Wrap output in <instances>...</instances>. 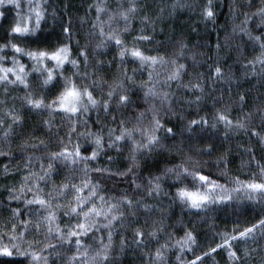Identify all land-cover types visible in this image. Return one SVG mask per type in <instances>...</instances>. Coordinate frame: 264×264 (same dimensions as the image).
Masks as SVG:
<instances>
[{"label": "snow or ice", "instance_id": "snow-or-ice-1", "mask_svg": "<svg viewBox=\"0 0 264 264\" xmlns=\"http://www.w3.org/2000/svg\"><path fill=\"white\" fill-rule=\"evenodd\" d=\"M24 2L25 0H0V19L5 16L3 11L5 7L10 6L17 10L15 22L7 32L6 42L0 44V87L4 88L5 95H7L9 85L22 87L27 93L23 97V103L29 111L47 110L50 116L57 113L62 114L70 124L67 133L69 143H71L73 134L77 136V143L72 150L64 146L60 151L47 153L43 157L28 156L27 164L24 166L27 174L21 177L19 186L13 185L2 189L8 193L9 206L6 211L10 215L4 218L3 224L0 225V258L21 257L28 264H57L59 260H63L64 264H119L114 246V236H121L119 244L121 254L129 249L131 244H134L136 249L147 248L146 239L159 243V233L165 227L163 220L152 221L151 230H146L143 227L133 228L130 243L121 233L133 224H138L140 214H144V223L147 225L152 212L164 211L159 205L146 203L144 196L157 200L162 197L168 198L169 191L165 190L164 184L169 180L172 181L169 187L176 189L174 196L170 199V206L179 203L182 209L187 208L189 211H209L214 205L232 203L233 193L237 195L243 193V200L264 205V165H261L259 161H256V167L259 169L260 179L254 178L252 181L246 182L240 181L237 177L234 181L237 187L232 189L203 175L202 169L197 167L200 161L187 154L183 156L181 163L171 167L165 164L158 170L159 174H150L146 178V185L136 183L137 179L141 178L135 171L140 167L138 156L144 157L146 160L153 154L161 156L168 153L171 156L174 150L178 154L184 153V139L179 141V145L173 143L169 146L164 143L167 140L175 141L178 135L183 138L187 133L186 139L191 141L200 133L207 132L209 128L216 130L219 125H223L225 139L228 138L230 132L243 130L246 134L256 137L258 142L264 145V135H261V131H264V91L256 97L259 103L254 106L252 111L247 112L244 111L248 103L246 97L243 94H238V102L235 106L239 107L241 115L235 120L230 117L233 105L229 104L224 107L223 111L216 110L211 121L207 117L193 119L179 130L166 127V121H162V116L176 115L173 104L180 103L176 92L171 91L173 84L176 85L177 90L182 88L193 95L199 93V95H195L194 100L187 101L189 105L199 106L204 100L205 85L207 84L205 73L194 72L192 79L188 83H184V77L189 75V65L179 61L190 59L193 69L203 67L204 62L196 59L197 54L189 48L183 35L180 39L168 44L159 43V47L163 48L165 52L171 48L170 56L149 55L138 47L145 42L149 44L154 42L152 35L144 34L145 27L140 29L139 35L133 37L131 47L123 37L130 33L132 23L140 12L145 13L139 18L140 24L150 26L152 33L155 34L157 23L163 25L177 14L185 10L191 11L192 4L187 3L186 0H173L171 4L156 3L157 15L154 18L146 11L152 8L149 0H117L115 9L107 6V0L90 5L87 11L90 12L94 9L96 16L88 36L99 41L92 49L95 60L93 66L87 51L89 44L79 50L78 58H72V21L69 18L67 25L63 22L68 5H64V13L58 15V9L53 7L49 0H26V10L22 6ZM125 3L127 7H125ZM256 3H259L256 11L243 12L244 19L241 21V25L232 29V36H238L241 40V43L235 45L233 50L238 53L235 62L244 69L243 79L245 81L250 78L254 79L260 88H264V0H245V3L240 7L251 9ZM198 6L201 8L200 16L203 22L214 24L217 18V13L214 11V0H206L205 4ZM228 7L234 18L238 14L235 0ZM166 9L167 16H165ZM103 16H106L107 19H102ZM49 17H51L53 25L59 23L63 37V40L56 42L52 51H49L47 47H40L41 44L48 43L47 40H42L41 33L45 31L43 26L47 24ZM256 19L259 20V23L255 24V30L259 32L258 35L254 34L250 27ZM83 22L82 19L81 23ZM121 23L123 24L122 28L120 27ZM160 31L163 32L164 28L161 27ZM192 31L195 32L196 29L193 28ZM14 41H21L26 45L35 44L37 47H22L20 43ZM76 45L79 46L78 40ZM110 45L117 50L120 65L117 69V76L111 83L102 75L105 61L97 58L106 54ZM248 46L251 47L254 54L253 58L242 63L241 58L246 57L245 48ZM195 47L207 48L208 44L197 42ZM224 47H230L227 37ZM256 49H259L258 54H255ZM221 50L222 46L218 38L217 60L214 71L213 65H208V79L213 82V91L217 90L214 86L216 82H222L226 87L219 89L221 95L215 99L214 104L223 101L225 91L229 93L231 100V84L234 74L231 71V66L228 72H225L220 66L222 58L219 53ZM6 51L12 53L11 60L4 55ZM199 55L203 56L204 54L200 53ZM17 57H26L32 62V71L37 74L36 85L43 93L39 95V98L34 94L33 86L29 82L30 73ZM115 59L116 57H113V60ZM48 61L54 62L55 69L48 68L46 63ZM129 62L138 64L141 70L139 74H146L148 79L137 84L135 79L137 69L133 68L132 74L129 75L128 69L125 67ZM7 63H11L12 67H5L4 65ZM112 63L113 61H108V67H111ZM65 65L72 66L75 79L63 76ZM81 65L84 71H81ZM90 67L93 68L91 72L88 71ZM157 69H163V71ZM55 70L60 72V78L64 81L62 85L57 81ZM94 76L97 78L93 79ZM40 77L44 78L41 80ZM77 80L81 83L78 84ZM85 80L88 81L87 84L83 83ZM193 80L196 82L193 83ZM58 87L61 89L59 93L55 95L54 99L46 102L45 96ZM97 90H99L101 99H97L94 95ZM135 90L143 93L142 100L147 107L144 111L135 112L134 116L129 117V119L135 120L131 128L126 127L127 121L124 118L112 115V122L118 121L119 126L118 128H108L107 142H105L103 125H100L97 131H91L89 120L92 112L97 113L93 123L99 124L101 110L105 116L122 109L135 111L137 102L132 99ZM105 96L106 99L103 98ZM4 103L6 101H0V104ZM4 116L11 119V123H8L4 128L5 119L0 118V128H4L2 139L7 141L14 132L13 126L22 125L23 118L13 109L4 113ZM179 119L183 120L184 117L181 115ZM145 120L148 121L147 124H145ZM253 121H258L256 128L261 131L249 127ZM44 123L51 129V121ZM80 125L88 130L77 132V127ZM197 129H199V133ZM80 137L89 140L94 146L90 155L82 154V146L78 142ZM60 143H64L63 138L60 139ZM105 143H107L108 149H115L118 153L121 151V146H130L128 159L131 161V166L124 171L117 170L116 172H112L109 168H90L89 162L96 161L101 153H104ZM41 147L44 149L48 147L44 140L32 144L25 141L21 145L24 151H27L28 148L39 149ZM188 151H195L198 156L211 154L214 151V146L209 143L205 148L193 149L189 147ZM245 151L252 157V160H255L253 149L248 148ZM0 156H8V153L0 151ZM33 159L40 161L39 172L32 170ZM112 159V157H108L109 162ZM44 160L48 161L47 165L44 164ZM220 161L226 162V157H221ZM81 164H83L82 168L79 167ZM63 167H68L73 172L79 169L82 173L79 183L66 177L65 181L59 185L52 182L51 189L45 193L41 184L48 186L52 177L59 175ZM3 171L4 173L9 172L8 165L4 166ZM92 173H95L99 179H94ZM129 175L134 195L129 196L127 190H122L119 197L102 194L104 192L101 184L103 179H114L117 176L128 177ZM255 175L253 174L254 177ZM189 178L194 184H198L195 190L184 184V181ZM69 191L73 193L72 198L67 203H61V199L67 197ZM139 192H143L144 196L137 198L135 193ZM29 194H31V199L28 198ZM13 201L22 203L23 208L11 207ZM62 210L64 217L69 220L75 218L76 222L62 228L60 226ZM238 223L239 221H237ZM157 224L159 227H156ZM104 233H106V237ZM5 235L10 242L8 244L3 243ZM29 236L33 239L29 240L27 238ZM41 236L43 239H40ZM221 239L222 243L216 244L215 247L202 252L201 255H195L194 259L188 261L187 264H206L207 258L215 254L218 249L226 250L229 264H264V218L243 229L234 227L231 234L227 232L221 234ZM53 240L56 242L53 243ZM86 240H92L98 246L94 247L93 244L86 243ZM176 243L180 246L179 251L183 253L185 250L193 251V246L197 244V241L195 235L188 231ZM241 243L244 245L243 247H240ZM234 245H236L235 248ZM168 250V243L160 244L154 253L152 251L141 252V259L146 258L147 264H167L165 253ZM67 252H72V255H67ZM176 259L177 264H183L182 256H177ZM0 264H5V261L0 260Z\"/></svg>", "mask_w": 264, "mask_h": 264}, {"label": "trees", "instance_id": "trees-1", "mask_svg": "<svg viewBox=\"0 0 264 264\" xmlns=\"http://www.w3.org/2000/svg\"><path fill=\"white\" fill-rule=\"evenodd\" d=\"M53 7L58 9V15L64 13V5H68L66 14L64 15V23L67 25L68 19L71 18L72 21V58H78V52L80 49H83L86 44H89V48L87 51L89 52V60L92 62L93 66L95 64V60L93 59L92 49L95 47V44L98 43V39H91L88 36V33L91 30L92 22L95 20V10L87 11L90 5L94 3L101 2V0H49ZM173 0H149V3L152 4V8L146 10L151 17H155L157 15L156 11V3L162 4H171ZM187 3L193 5V9L191 11L185 10L182 13L177 14L173 19H169L165 24L161 25L157 23L155 34L152 33L151 27L146 25H141L139 22V18L143 16L145 13L140 12L136 18V20L132 23V28L129 34L125 35L123 38L126 43H128L129 47L132 46V39L134 36L140 34V29L142 27L146 28V32L144 34L153 36V43H142L138 45L142 50L145 51L146 54L149 55H165L170 56L171 48H168L167 52L163 48L159 47L160 42H164L165 44L170 43L171 41H175L183 38L188 42L189 48L192 49L194 53H196V59L198 61L204 62L203 67H198L196 69L191 68L192 61L190 59H181L180 63H185L189 65V75L184 77V83H188L189 80L192 79V75L194 72H203L205 73V80H207V84L205 85V98L201 102L199 106L193 104L189 105L187 101L194 100L195 95H199L196 93L195 95L186 92L184 89H176V85H172L171 91L176 92V96L179 98L180 103L173 104V110L176 115H167L162 116V121H166V127H173L174 130H179L182 128L188 121L193 119H200L201 117H207L210 121L215 114L216 110L223 111L224 107L232 104L233 110L230 114V117L235 120L238 116L241 115L240 109L235 104L238 102V94H243L247 100V106L244 111H252L254 106L259 103L256 97L260 94V92L264 91V88H260L254 79H249L245 81L243 79L244 69L240 64H237L235 61L237 60L238 53L233 50L235 45L241 43L240 38L232 36L233 27L240 26L241 21L244 19L243 12H254L256 8L259 7V3L249 9L247 7L241 8L240 5L245 3V0H235L236 10L238 14L233 18L232 14L229 12V4L233 3V0H214V11L217 13L216 22L213 24L212 22L204 23L202 17L200 16L201 8L198 5H203L206 3V0H186ZM117 5V0H107V6L111 9H115ZM22 6L27 9L26 0L22 4ZM125 7L127 4L125 3ZM5 12L4 18L0 19V44L6 42L7 32L9 31L12 24L15 22L16 17V9L13 7H5L3 9ZM165 16H167V9L165 11ZM84 20L81 23V20ZM102 19H107L106 16H103ZM259 20L256 19L250 27L253 29L254 34L258 35L259 32L255 30V24H258ZM45 31L41 33L42 40H47V44H41L40 47H47L49 51L54 50L56 46V42L58 40H63L61 36V29L59 23L53 25L51 17H49L47 24L44 26ZM116 27V25H113ZM120 27H123V24H120ZM163 27L164 31L161 32L160 28ZM195 28L196 31L193 32L192 29ZM229 39L230 47H224L225 38ZM219 38V43L222 46V50L219 55L222 58L220 66L225 72L229 71V67L231 66V71L234 74L233 82L231 84V100L229 99V93L225 91L223 93V101L221 103H215L214 101L218 98L221 93L219 89L225 88L222 82H216L215 88L216 91H213V82L208 79V65H213V71L215 62L217 60L216 54V44ZM246 39V38H245ZM79 41V46L76 45V41ZM16 43H20L22 47H30L36 48L35 44H25L21 41H14ZM197 42L200 44L207 43L208 47H195ZM211 49V50H209ZM246 57L241 58L242 63H246L247 60L253 58V53L251 47L248 46L245 48ZM203 53L204 55H199ZM259 53V49H256V53ZM4 55L7 56L9 60L12 58V53L10 51H6ZM190 55V54H189ZM113 57H116L113 60ZM210 57V59H209ZM20 59L21 63L26 66V70L30 73L29 82L32 84L34 89V94L39 98V95L43 93L38 89L36 85V76L37 74L32 71V62L28 60L26 57H17ZM100 60L105 61V67L103 69L102 75L104 78L111 83L114 78L117 76V69L120 67L119 58L117 56V50L113 46H109L108 51L104 55H100L97 57ZM113 61L112 66L108 67L107 62ZM49 69H55L54 62L48 61L46 62ZM5 67H12L11 63H7L4 65ZM125 67L128 69L129 75L132 74V69H137V75L135 77L136 83L139 84L141 81H146L148 79L147 75H140L139 65L135 63H127ZM158 71H163V69H157ZM73 68L71 65H65V69L63 71V76L65 77H73ZM81 71H84L83 66L81 65ZM89 72L93 71V68L90 67L88 69ZM54 74L57 76V81L60 85L64 83L63 79L60 78L59 70H55ZM13 78V77H10ZM44 77H40L42 80ZM96 79L97 77H92ZM193 83L196 81L193 80ZM77 83H81V81L77 80ZM83 83L87 84L88 81L85 80ZM239 85V86H237ZM131 87V85H129ZM61 89L58 87L53 89L52 93H48L45 96L46 102L51 101L55 98V95L59 93ZM106 92L107 89L105 88ZM26 91L23 90L22 87L17 86H8L7 95H5L4 88L0 87V101H6L4 104H0V118L5 119L4 128L7 127L8 123H11V119L9 117L4 116L8 110L13 109L16 114H19L23 118L22 125H14V132L8 138L7 141L3 140V130L4 128H0V151H4L8 153V156H0V225L3 224L4 218L10 215L6 209L9 206L8 201V193L5 189L9 186H19L21 181V177L27 174L25 169V165L27 164V157H43L47 153L50 152H58L64 146H67L69 150H72L73 146L77 143L76 134L72 135L71 143L68 141L67 133L70 129L69 122L63 118L62 114H53L49 115L47 110H31L29 111L27 106L23 103V97L26 95ZM94 95L97 99H101L99 90L94 92ZM143 93L139 90H135V95H133L132 99L137 102V107L135 111L129 109H122L119 112H112L111 115L105 116L103 111H100V122L99 124H94L93 121L96 120L97 113H91V119L89 120V125L91 126V131L95 132L98 130L100 125H103V133L105 137V142H107V133L108 128H118V121L116 123L112 122V115H117L124 118L127 123L126 127L131 128L135 123L134 119H129V117L134 116L135 112L144 111L147 107L144 105L142 100ZM106 99V96L103 97ZM183 116L184 119H179V116ZM45 121H51L52 127L49 129L45 125ZM148 121L145 120V124ZM258 121H253L252 124L249 125L250 128H256ZM83 125L77 127V132L87 131ZM257 131H261L259 128H256ZM199 133V129H197ZM117 134H119L117 132ZM163 135V133H161ZM261 135H264V131H261ZM187 133H185V137L177 136L176 140H167L164 141L165 144L171 146L173 143L179 145V141L181 139L185 140L184 143V153L178 154L175 150L172 155L169 156L168 153H164L161 156H156L153 154L151 157L145 160L144 157L138 156L140 160L139 169H135L140 175V179H137L136 183L146 185L147 177L150 174H159V169L163 168L165 164L171 167L174 164H179L183 160V156L185 154L192 155L194 159L200 161V164L197 166L202 169V174L207 175L210 179L215 180L218 184L225 185L227 188L232 189L237 187L235 184V178H239L240 181L250 182L254 178L259 180V169L256 167V161H259L261 165H264V145H261L258 142V139L250 134H246L243 130L239 132H230L227 139L224 137V127L223 125H219L216 130L209 128L207 132L200 133L198 137H194L191 141L186 139ZM63 138L64 143H60V139ZM139 139V136H137ZM39 140H44L47 144V149L39 148L32 149L28 148L27 151H24L21 148V145L27 141L29 144L38 143ZM80 145L82 146V154L90 155L92 148L89 140L84 139L83 137L79 138ZM211 143L214 146V151L211 154L205 155H196L195 151L189 152V147L195 148H205L207 145ZM129 147L127 145L121 146V151L118 153L115 149H108L107 143H105V151L101 153L98 159L94 162H89L90 168H109L112 172H116L117 170L124 171L128 167L131 166V161L128 159L129 157ZM251 148L255 153V160H252V157L248 155L245 149ZM86 149V150H85ZM108 157H112V161L109 162ZM221 157H226V162L220 161ZM45 165H47L48 161H43ZM32 170L39 172L40 171V161L33 159L32 160ZM8 165L9 172L4 173V166ZM80 168L83 167V164L79 165ZM253 174H256L255 177ZM82 173L77 169L73 172L68 167H63L62 172L59 175H54L52 177L51 183L54 182L56 185H59L62 181H65L66 177L72 179L73 182L79 183V178ZM94 179H99L95 173L91 174ZM131 176L128 177H115L114 179H103L101 181L102 187L104 188L103 195L106 196H115L119 197L122 194V190H127L128 195H134L132 188L133 186L130 184ZM50 183V182H49ZM172 183L169 180L164 184V188L166 191H169L168 198L150 199L144 196L143 192L135 193L136 197L139 198L144 196L145 202L148 204L159 205L164 209L163 212L160 210H156L152 212L151 219L148 221V224L145 225L144 214L139 215V223L133 224L131 227L127 228L126 231L121 233L122 236L126 237L129 243L132 240V231L135 227H143L146 230H151L152 221L163 220L164 222V230L159 233L157 243L155 240L146 239V243L148 247L145 249H136L134 244H131V247L127 249L123 254L119 252V244L121 236H114V246L116 249V253L118 255L119 264H147V259H141V252L152 251L155 252V249L160 246V244L168 243L169 250L165 253L167 256V264H177V256H182L183 264H187L188 261L194 259L195 255H201L202 252L209 251L211 247H215L216 244L222 243L221 234L227 232L229 234L232 233L234 227H239L243 229L244 227L251 226V224L256 223L259 219L264 218V205L262 204H254L248 201L243 200V193L239 195L233 193L234 200L232 203L227 205H214L211 207L209 211H200L191 210L189 211L187 208H181L179 203L172 204L170 206L169 202L172 196L175 193V187H169ZM184 184L187 185L190 189L195 190L198 187V184H194L191 181V178L184 181ZM41 187L44 188L45 193L51 189V187L45 186L41 184ZM43 195V193H42ZM73 193L69 191L67 197L61 199V203H67L68 200L72 198ZM31 199V194L28 196ZM114 202V201H113ZM242 202V203H241ZM11 207H21L23 208L22 203L11 202ZM41 214H44L41 212ZM61 223L60 226L64 228L66 225L74 224L75 218L69 220L67 217L63 216V210L60 213ZM27 218V217H24ZM35 219V217H33ZM237 221L239 223L237 224ZM156 227H159L157 224ZM192 232L196 237L197 244L193 246V251L185 250L183 253L179 251V245L176 243L181 240L185 232ZM106 237V233H104ZM29 240L33 239V237H27ZM43 239V236L40 237ZM56 241L53 240V243ZM86 243L93 244L94 247H97V244H94L92 240H86ZM105 242L107 240L105 239ZM3 243H10L7 235L3 238ZM244 245L241 243L240 247ZM254 247V245H252ZM236 245H234V248ZM39 250L38 248L36 249ZM67 255H72V252H67ZM47 255V253H45ZM0 260H4L5 264H28L26 260L21 257H12V258H0ZM57 264H64L63 260L57 261ZM206 264H229L227 252L226 250L218 249L215 254L208 257L206 260Z\"/></svg>", "mask_w": 264, "mask_h": 264}, {"label": "rangeland", "instance_id": "rangeland-1", "mask_svg": "<svg viewBox=\"0 0 264 264\" xmlns=\"http://www.w3.org/2000/svg\"><path fill=\"white\" fill-rule=\"evenodd\" d=\"M48 187H51V181H50V183L48 184ZM85 194H87V193H85ZM75 222H76V220H75ZM75 222H74V223H75Z\"/></svg>", "mask_w": 264, "mask_h": 264}]
</instances>
